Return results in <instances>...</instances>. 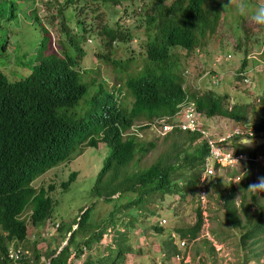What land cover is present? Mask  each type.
I'll return each mask as SVG.
<instances>
[{
    "label": "rangeland",
    "instance_id": "obj_1",
    "mask_svg": "<svg viewBox=\"0 0 264 264\" xmlns=\"http://www.w3.org/2000/svg\"><path fill=\"white\" fill-rule=\"evenodd\" d=\"M168 1L170 0L163 2ZM218 1L219 13L214 26L211 30L206 29L203 36L198 35L200 39L197 45L188 51L180 46L172 47L178 56L177 63L180 71L184 72L186 69L184 74L186 89H195L199 93L210 87L216 93L225 94L224 105L228 106L246 102L245 115L239 121L219 114H213L210 117L198 115L199 123L206 127L212 137L229 134L235 127H240L244 131L248 130L251 123L264 114V110L262 111L264 99H260V93L264 88V62H253L255 59L245 58L244 67L248 73L254 74L252 76L254 83L247 85L238 83L237 76L234 75L245 53L247 55L250 52L249 55H251L257 51V47L260 46L258 41L261 40L264 29H259L253 24L250 18L251 12L248 16L242 17L232 6L227 5L229 0ZM65 2L66 0H16L10 12L0 14V35L3 37L8 35L13 42L17 36L19 41L17 40L16 44L20 43L19 46L25 42L33 43L39 33L36 24H31L28 19L35 12L39 19L49 20L51 40H54L55 35H58V39L65 40L67 34L61 31L58 18H65V9L68 5L74 6V9L80 8V14L93 23V29H90L92 37H86V40L82 42V37L76 35L71 42L72 47L89 49L88 60L83 61V54L80 60L74 61V67L81 70L83 79L87 81L94 79L88 86L85 97L91 94L96 83L101 81L93 70L98 68L99 74L104 77L102 86L107 89L119 86L121 90L119 98L128 108L131 98L122 93L124 73H118L113 65L106 63L97 51H107L110 57L119 59L122 64L123 61H127L126 71L130 74L143 66L145 60L143 0H116L114 3L111 0H71L66 4ZM248 3L250 8L254 9L255 6L264 4V0H248ZM64 4L67 6L63 7ZM101 23L115 27L120 25L123 29H128L131 39H114L110 46L106 47L103 43L106 36L102 33V29L97 27ZM71 25L73 26V23ZM15 27L21 28L24 33H18L14 30ZM196 29L201 28L198 25ZM50 46L56 49L54 41L50 43ZM65 46L71 53L67 42ZM81 50L80 48L78 51ZM94 52L95 55H92ZM7 55H10V50H7L0 59ZM29 57L30 55L27 56ZM158 119L161 120L162 117ZM137 123H144V119L142 117L133 119L129 128ZM154 134L153 130L144 132L143 139L154 138L155 145L144 154L135 153L127 165L128 170L147 166L162 153L172 150L173 139H180V136L175 133H168L166 137L161 134L154 136ZM229 139L230 141L225 143L227 147L237 148V150L240 148L246 152L252 150L264 152V131L247 137L230 135ZM188 143L189 141L186 140L184 146ZM79 144L66 159L50 166L32 181L35 188L40 185L46 186L48 183L54 185V189L48 192L53 199L49 218L40 225H33L29 219L28 207L20 214L26 223V236L20 244L27 247L29 251L34 244L41 253L42 261L45 260L46 252L53 248L58 249L65 242L63 232L53 227L54 222H58L59 219L67 222L73 217L76 218L81 207L93 203L90 214L91 227L88 231L90 232L100 228L103 217H106L113 208V200H103L102 196L90 191L95 174L107 152L106 145L103 142H99L96 146ZM192 145H194L193 141L188 146ZM70 171H75L74 179L67 187L61 188L59 182L64 180ZM261 171H264L263 159L253 161L251 167L247 162H242L233 171L224 167L214 168L212 175L204 178H202L201 170L192 191L190 188L184 190L181 188V192L177 193L153 192L146 196L141 207L131 206L134 218L123 211L124 205L115 208L112 219L117 221L115 227L124 232V241L128 245V251L117 255V260L120 264H242L243 261H245L244 264H264L263 236L244 239L242 243L239 241L240 234L246 228V221L248 223L254 221L258 210L264 209V192L248 188L249 185L259 182ZM235 175H238V178H234ZM178 181L179 185L184 182L180 179ZM202 190L204 191L203 199L199 196ZM231 191L235 205H238L240 200L245 205L244 212L239 211V217L243 223L240 227L231 226L225 219L223 201ZM132 194L127 191L125 195L119 196L120 194L115 192L112 197L117 198V202L125 203L128 196ZM197 209H200L202 215L198 233L193 239L182 238L184 242L181 244L176 228L191 225L195 221ZM119 220L122 222L119 223ZM50 221L52 226L49 225ZM153 225H160L161 231H156ZM74 226L75 224H72L71 228ZM64 234L67 235V233ZM117 235L108 224L98 242L93 241L88 249L83 247V252L73 259L74 264L79 263L87 253L95 259L105 254V245L109 243L113 246ZM170 235H174L172 242L175 243L178 253L167 259L164 257L163 244ZM78 236L80 238L79 234ZM255 253L257 256H253Z\"/></svg>",
    "mask_w": 264,
    "mask_h": 264
},
{
    "label": "trees",
    "instance_id": "obj_2",
    "mask_svg": "<svg viewBox=\"0 0 264 264\" xmlns=\"http://www.w3.org/2000/svg\"><path fill=\"white\" fill-rule=\"evenodd\" d=\"M70 1L66 0L65 4ZM111 1L114 3L116 0ZM163 1L143 0L142 21L145 34L143 66L130 74L125 69L127 61H123V64L116 58L112 61L114 65H120L123 68V94L131 98L128 108L120 106L116 94L111 91L101 102L94 103L71 117L47 115L31 108L25 101L19 100L15 92H2L0 173L5 177V187L0 191V264H4V254L8 243L11 240L21 241L26 236L25 220L19 217L25 207L31 208L29 219L33 225L44 223L50 216L53 199L48 192L54 189V185L52 183L46 186L40 185L35 192V188L29 183L31 178L45 167L67 157L76 139L86 140L85 143L91 146H96L97 142L101 141L106 145L107 152L95 174L90 191L102 196L103 200H113V208L106 217H103L100 228L90 232L88 231L91 227L90 214L93 203L81 207L76 218L73 217L67 222L59 219L57 229L63 232L65 242L58 249L53 248L46 252L43 261L40 260V251L33 244L31 256L37 264H74L73 259L83 252V247L88 249L93 241L98 242L108 224L118 234L114 245L106 244V253L96 259L87 253L77 264H120L117 255L127 252L128 245L124 241V232L115 227L117 221L112 219L115 208L124 205L123 211L132 217L134 212L131 206L141 207L146 196L153 192L177 193L181 188L183 190L190 188L192 191L196 186L207 154V144L196 130L167 131L162 135L163 137H166L168 133L180 136L179 140L173 139L171 142L172 150L162 153L147 166L134 170L127 168L133 155L146 153L155 145V139L145 140L144 136L137 138L133 134L121 136L122 130L126 129L133 119L142 117L146 123L140 128H148L155 117L173 110L174 104L183 96L184 90L181 87L183 77L176 64L177 54L172 47L180 46L186 50L194 47L200 39L198 35L203 36L206 29L213 28L219 13L218 0H170L167 3ZM14 2L16 0H0V14L10 12L14 8ZM71 9L74 10V7ZM80 12V8L75 12L70 10L69 16L73 13L78 15ZM77 21L78 27L84 29L83 19L78 18ZM198 25L201 29H196ZM99 28L107 38L104 39L106 45L114 39H131L129 30L124 31L120 25L115 27L101 23ZM103 56L109 57L108 52H104ZM260 56L264 59V49ZM245 58L247 59L246 53L240 65L236 67V72L244 69ZM68 76L72 79L74 87L62 101L75 105L85 92V87L77 83L70 74ZM192 95H196V92L192 91ZM260 96L263 100L264 88ZM194 99L197 110L205 116L219 114L239 121L246 112V102L235 103L228 108L224 105L225 94L216 93L210 89L202 91L194 96ZM5 105L9 111L4 110ZM251 126L256 133L264 131V114L258 116ZM24 127H33L37 135L34 143L35 154L30 161L16 159L14 150L19 147L11 151L20 143V132ZM186 140L189 143L184 146ZM192 141L194 145L188 146ZM249 153L253 154L254 150ZM247 163L251 167L253 161L249 160ZM74 174L75 171H70L66 178L59 182L61 188L67 187L74 179ZM262 177H264V171L259 174V179ZM178 179L184 181L182 185H179ZM127 191L133 194L128 196L125 203L117 202L118 199L112 197L115 192L122 196ZM232 196L231 191L223 201L225 219L231 226L240 227L243 223L239 217V211L244 212L245 205L242 200L235 205ZM258 211L254 221L250 223L246 221V228L239 236L241 243L244 239L255 236L264 237V209L261 208ZM121 222L122 220H119V223ZM201 222L202 215L200 209H197L195 221L191 225L176 228L179 238L193 239L198 233ZM72 224L75 226L71 228ZM153 228L158 232L161 231L160 225H153ZM64 233L67 235L65 236ZM172 237V235L168 236L163 244L164 257L167 259L178 253ZM253 256H257V253ZM26 263L27 261L23 260V264ZM244 263L245 261L242 262Z\"/></svg>",
    "mask_w": 264,
    "mask_h": 264
},
{
    "label": "clouds",
    "instance_id": "obj_3",
    "mask_svg": "<svg viewBox=\"0 0 264 264\" xmlns=\"http://www.w3.org/2000/svg\"><path fill=\"white\" fill-rule=\"evenodd\" d=\"M14 3L16 4V2ZM227 5L232 6L234 10L236 11V13L242 17L248 16L249 12H251L250 18L253 24L256 25L259 29H264V4H259L255 6L254 9H252L249 6L248 0H229V4ZM65 6L67 5L64 4L63 7ZM71 7H74V6L68 5L66 7L65 18H58L59 27L61 31L67 34L65 40L58 39V35H55L54 40H51L50 35H49V30L51 29L49 20L44 21V20L39 19L37 15H35V12L31 15V18L28 19V21L31 24H34V23L36 24V29L39 33L37 39L33 43L29 44V42H25L23 43L22 46H19L20 43L16 44V41L17 40L19 41L17 36H15L16 37L15 42H13L9 38L8 35H6V37H3L0 35V57L4 55L7 50H10V55H7L5 58L0 59V135L2 133L1 125H2V119H3V115H2V112H3L2 111V92L3 91L15 92L19 100L25 101L26 104L30 106L31 108L38 110L42 113H45L47 115H57V116L64 115L65 117H71L75 115L76 113L82 112L84 108L86 107L89 108L92 104L101 102L103 98L107 94H109V92L111 91H113L116 94L120 106L125 107V105L122 103L121 99L119 98V93L121 91L120 87L119 86L111 87V89H107L106 87H103L101 83H103L102 81H104V77H102V75L99 74L98 68H95L93 70L97 74V78L100 77L101 81L97 82L93 89V92L89 94L87 97H85L88 92V86L92 84L94 79L91 78V80H88V81L83 79L81 75V70L74 67V61L80 60L83 54H84L83 61L88 60L90 58L89 49L85 50L82 47H79V48L72 47L71 42L74 40V37L76 35H80L82 37V42L86 40V37H92V32L90 29H93V23L85 19L84 16L80 14L81 12L78 15L73 13V15L69 16L70 10L71 12L72 11L75 12L76 10H78V8L72 10ZM31 10H33V8H31ZM50 17H53V16H50ZM78 18L83 19V25L85 27L84 29H80L78 27L77 25ZM35 19H36V22H35ZM71 23H73V26L71 25ZM121 29L123 28L121 27ZM14 30H16L18 33H24L19 27H15ZM123 30L126 31V29H123ZM53 41L56 44V49L50 46V43L51 42L53 43ZM7 42H8V45H7ZM66 42L71 50V53L66 50V46H65ZM110 44L111 43L106 45L104 43L106 47H109ZM258 44H260V46L257 47V51H255V53L251 55H249L250 53L249 52L246 56L247 58L255 59L253 60V62L254 61L264 62V59L260 56L262 50L264 49V31L261 34V40H259ZM80 48L84 51V53L82 50L78 51ZM104 52H107V51H104ZM104 52L97 51V53L102 57V59L106 63L113 65V67L116 69L118 73H123L122 72L123 68L120 65L113 64L112 62L114 59L113 57L103 56ZM28 55H30L29 58H27ZM92 55H95V52ZM227 55L229 54L227 53ZM176 64H177V68L179 69L178 63ZM179 72L181 76L183 77V80L181 82V87L184 90L183 96L174 104V108L172 111L158 115L151 122L159 118L161 115L173 114L176 109H178L180 106L183 105V102L185 100L192 101L194 105V109L198 113V115L201 114L205 116L204 114H202L201 112L197 110L195 99H194V96L200 94L202 91L198 93L197 90L195 89L194 90L186 89V86H185L186 78L184 75L186 72V69L184 72L180 71L179 69ZM68 74H70L71 77H73L77 83H81L85 87V92L78 99L75 105L66 104L62 101V99L67 94H69L71 89L74 87V83L72 79L68 76ZM42 75H43V78H42ZM234 75L237 76L236 80L238 81V83H244L246 85L254 83V80L252 78L254 74L251 75L250 73H248L246 71V67H244V69H241L240 71L235 72ZM214 82L216 83V81ZM122 85L124 86L123 83ZM206 89L213 90L210 87ZM192 91L196 92V95H192ZM231 105L229 106L225 105V106L230 108ZM4 110L9 111V108H7V106L5 105ZM210 116H207V117H210ZM145 123H146L145 120H144V123H137L134 126H132V130H131V128H129L132 124L131 122V124H129L126 129L122 130L121 136L124 137V135L133 134L137 138L143 137L144 132L148 130V128L141 129L140 127L142 125H145ZM133 128L139 131L140 130L143 131V134L138 136L136 132L133 131ZM249 128L252 132L251 134L256 133L253 130L252 126H249ZM251 134H245L244 137H247ZM236 136L239 137V135H234L233 137H236ZM20 138H21L20 143L14 146L11 151L19 147L18 149L14 150V155L16 159L30 161L34 157V154H35L34 143L37 138L35 129L33 127H24L20 132ZM85 142L86 140L78 141V139H76L72 147V150L69 151L67 157L73 153V151L78 145H80L79 143L86 144ZM98 143L99 142H97V144ZM87 146H91V145H87ZM11 157L14 159L12 154H11ZM67 157H65L64 159H66ZM56 163L57 162H55L52 165H55ZM50 166L45 167L42 171L35 174L31 178L29 183L33 186L32 181L38 175H41V173L47 168H49ZM238 182L239 181H237V183ZM4 187H5V177L3 174L0 173V191H2ZM37 188H35L34 190L35 192ZM248 188L253 191L264 192V177L260 178L258 183L249 185ZM27 207L29 208L28 212L30 214L31 208L29 206ZM20 214H19V217H22L20 216ZM49 225L52 226V221L49 222ZM57 225H58V222H57ZM57 225H56V228H57ZM14 241L15 240H11L8 243V245L12 244V242ZM17 241H20V240H17ZM4 259H5V254H4Z\"/></svg>",
    "mask_w": 264,
    "mask_h": 264
},
{
    "label": "built area",
    "instance_id": "obj_4",
    "mask_svg": "<svg viewBox=\"0 0 264 264\" xmlns=\"http://www.w3.org/2000/svg\"><path fill=\"white\" fill-rule=\"evenodd\" d=\"M160 117H162L161 120L157 118L148 126V130H153L155 133L154 135H163L172 129H187L189 131L196 130L200 137L204 138L207 144V154L203 161L202 178L212 175L214 168L219 169L220 167H224L225 169L233 171L242 162L245 163L249 160H264V152L254 151L253 154H250L249 152L243 150H235L227 147L225 144L227 141H230V135L232 137L234 135L244 137L245 134L252 133L250 129L244 131L240 127H235L229 134L212 137L207 132L208 130L206 127L199 123L198 113L195 111L194 105L190 100H185L183 105L176 109L173 114H164ZM133 131L136 132L138 136L143 134V131L136 130L135 128H133ZM234 178H238V175H235ZM203 193V190L201 191V195L199 193L201 199H203ZM56 225L57 221L53 223V227H56ZM22 241L12 242V244L7 246L4 259L5 264H23V260L27 261L26 264H37L31 256V251H29L27 247L20 244ZM179 242L182 244L184 241L183 239H180Z\"/></svg>",
    "mask_w": 264,
    "mask_h": 264
}]
</instances>
